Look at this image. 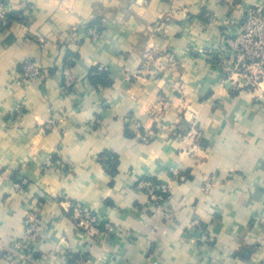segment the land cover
Listing matches in <instances>:
<instances>
[{"label": "crops", "instance_id": "0c3cea01", "mask_svg": "<svg viewBox=\"0 0 264 264\" xmlns=\"http://www.w3.org/2000/svg\"><path fill=\"white\" fill-rule=\"evenodd\" d=\"M5 1L0 264L30 215L46 232L29 264H264V99L235 93L198 52L264 0ZM26 60L46 76L22 80ZM67 60L78 84L61 93ZM99 67L108 81L93 85ZM143 178L169 187L160 209L134 188ZM72 203L114 231L85 233Z\"/></svg>", "mask_w": 264, "mask_h": 264}, {"label": "built area", "instance_id": "2783aa9c", "mask_svg": "<svg viewBox=\"0 0 264 264\" xmlns=\"http://www.w3.org/2000/svg\"><path fill=\"white\" fill-rule=\"evenodd\" d=\"M225 6L233 7L235 0H220ZM8 5L5 0H0V24L7 26ZM229 25L235 24L234 20L228 21ZM88 36L92 39L99 37L97 28H88ZM200 54L213 58L212 64L220 70L222 83L229 84L235 93L248 92L262 96L264 99V4L256 3L244 8L242 22L236 31L226 30L222 34L219 45L198 49ZM103 71V67L98 68ZM46 71L34 61L26 60L22 65L20 78L22 80L39 81L46 76ZM61 93H67L78 84L72 74L70 66L64 65L61 69ZM53 122V121H51ZM190 136L196 137V135ZM46 168H52L53 162L48 158L44 162ZM144 193L147 204L153 209H160L165 202V195L169 187L158 180L140 179L134 187ZM76 226L87 234L93 235L95 231L102 230L110 234L114 229L100 217L85 209L80 204L70 205ZM46 232L45 224L37 215H30L24 223V230L20 238L11 244L12 264H29L35 244ZM77 264H97L89 258H82Z\"/></svg>", "mask_w": 264, "mask_h": 264}, {"label": "trees", "instance_id": "16d2710c", "mask_svg": "<svg viewBox=\"0 0 264 264\" xmlns=\"http://www.w3.org/2000/svg\"><path fill=\"white\" fill-rule=\"evenodd\" d=\"M9 19H11V16L8 15ZM95 27L97 28L98 31L101 30L100 28V24L97 20H94L93 22H91L88 25V28H92ZM69 66L71 65V61L67 60ZM88 80L90 81V83H92L93 85H97V84H106L108 79H107V75L105 72H101V71H97L96 69L91 70L90 75ZM104 158H102L103 162L105 163V165L111 169V171H114V166L116 165V157L115 156H103ZM53 160V159H52ZM145 179H149L151 180L153 183L156 182L155 178H145ZM164 198H167V195L164 196ZM69 214L73 217V213H72V209H70Z\"/></svg>", "mask_w": 264, "mask_h": 264}]
</instances>
